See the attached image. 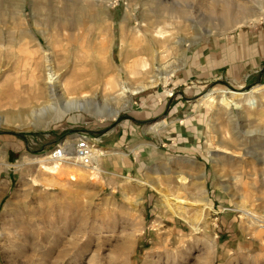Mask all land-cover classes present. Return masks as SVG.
<instances>
[{
  "label": "rangeland",
  "instance_id": "1",
  "mask_svg": "<svg viewBox=\"0 0 264 264\" xmlns=\"http://www.w3.org/2000/svg\"><path fill=\"white\" fill-rule=\"evenodd\" d=\"M242 5L264 12V0H0V135L30 141L32 151L25 150L33 160L0 199V264H264V57L239 79L227 65L209 76L200 68L203 46L218 35L242 30L264 45V18L245 25L227 18V8L233 13ZM158 28L171 32L164 46L151 42ZM25 38L33 40L31 49L40 42V54L65 75L62 84L82 78L84 89L70 96L83 90L123 103L118 89L144 82L137 75L144 63L153 74L165 64L169 79L128 92L129 106L113 119L85 108L37 122L30 105L11 94L27 92L33 81L37 55L27 53ZM150 42L157 54H143ZM132 49L137 54L126 57ZM51 66H42L44 74ZM215 89L248 99L234 105L218 94L205 97ZM194 116L202 118L198 137L184 144L179 128ZM161 120L166 124L150 129ZM78 132L99 139L105 151L113 144L132 149L135 135L157 151L137 155L134 174L107 172V154L94 163L100 174L72 159L45 170L54 162L37 158L59 142L72 149ZM181 175L188 185L180 184ZM176 196L204 199L206 208L196 206L202 210L197 229L195 206L180 215L165 200ZM217 230L234 241L231 263L213 256Z\"/></svg>",
  "mask_w": 264,
  "mask_h": 264
},
{
  "label": "bare ground",
  "instance_id": "2",
  "mask_svg": "<svg viewBox=\"0 0 264 264\" xmlns=\"http://www.w3.org/2000/svg\"><path fill=\"white\" fill-rule=\"evenodd\" d=\"M225 11H227L228 13L227 18L234 19L237 25L249 24V23L256 22L264 18L263 11L262 12H258V11L252 12L251 10H248L247 8L243 7V5L240 7L239 10L234 11L233 13H230L231 10L229 8H227ZM170 36H171V32L168 29L158 28V30L156 29L155 34L152 35L151 42L158 43V45H160L161 42H163V46H164L165 42L167 41L168 38H170ZM23 37H29V36L26 35ZM32 41L33 40H31L30 38H25L23 40L24 48L27 50V53L29 55H33V54L37 55L36 57L37 61L34 65L35 67L31 75L32 80H33L31 82V86H30L31 88L29 87L28 88L29 90H27V92L26 91L21 92L18 89H14V91L11 94H13L16 98H19V101L24 99V101L30 105V107L28 108V112H30L31 116L37 122H42V121H48V122L53 121L54 122L56 120H60L61 118H63V116L66 115V113L68 112H71L74 110L85 109V108L86 109L90 108L91 111L94 113V115L100 119H104L107 117L113 119L117 117V115L123 108L129 106L128 92L130 91L137 92L138 90L143 89L147 87L148 85H153L157 83L158 81L165 83L169 79V69L166 67L165 64L159 65L158 71L153 74L152 73L153 69L147 68L148 67L147 64L144 63V65L142 66L143 73L141 72L137 73L138 76L139 74H141V78L144 77V82L141 81L139 85H137L136 87H129L128 89L126 88V86L119 85L120 88L118 90L121 94L120 96L125 97L123 103H119V102L113 103L112 102L114 100L113 98L108 99L106 97H103V98L97 99V96H95L94 94L92 95L88 94L86 91H83V90L82 91L80 90L82 93H80L79 96H70V95H67V92L77 91L78 89H82L84 87V81L82 80V78L76 77L72 79L71 82H66L67 85L62 84L61 78L64 77L65 75L58 72L54 64L49 62L50 59L46 53L40 54V47H39L40 42L37 45V47L34 49H31L29 47V44ZM151 42L149 46L152 45ZM144 50L146 51L143 52V54H146L147 52H148L147 54H152V55L157 54L156 50L152 49V46L150 48H144L143 51ZM128 54L129 55L126 54V57L127 56L130 57L131 55H134V54L136 55L137 52H134L132 49ZM45 62H49L48 65L50 66L52 65L50 68L53 70L52 73L44 74L42 70V66L43 67L48 66L47 64H45ZM147 62H148V59H147ZM169 64H167V66H169ZM36 71H40V73L36 74L37 73ZM71 74H73V72ZM217 94L221 96L220 100L222 102L224 103L232 102L234 105H238L239 103L246 101L248 99V97L244 93L228 91L226 89L212 90L209 93H207L205 97L214 98L216 97ZM156 124H159V123H156ZM156 124H154L150 129H155ZM162 124H164V122ZM88 141L92 149L91 157H92L93 162L95 163V159L98 161L99 157L106 152H103L100 148H97L96 146H94L91 140L88 139ZM73 150H74V147H72L70 151L73 152ZM47 159H49L48 156H47ZM37 160L43 161L44 159L38 158ZM60 164H62V162L61 163L54 162V164L52 165H42V167L49 172H55L57 171V168L59 167ZM91 170L95 171L96 174H100V168L98 166L91 168ZM178 181L180 182L182 186L188 185V182H189L188 177L185 175L179 176ZM165 200L169 204L170 208L174 210L173 212L180 214V215L188 214L190 208L193 206L195 207L197 206L200 208L207 207L206 204L202 203L204 199L202 201L201 199H199L195 201V203H191L177 196L174 198H167V199L165 198ZM200 208L199 209L197 208L198 210L196 211L195 216L192 218V221L194 223V226H193L194 229H197V225L199 221L201 220L202 210ZM241 210L245 216L250 217L255 220L257 219V221L258 220L261 221L262 216H257L253 212L245 208Z\"/></svg>",
  "mask_w": 264,
  "mask_h": 264
},
{
  "label": "crops",
  "instance_id": "3",
  "mask_svg": "<svg viewBox=\"0 0 264 264\" xmlns=\"http://www.w3.org/2000/svg\"><path fill=\"white\" fill-rule=\"evenodd\" d=\"M264 37V36H263ZM253 33L240 30L237 33H230L224 35H218L213 39H209V42L203 46L205 50V55L200 57L204 58V63L201 65V71L207 72L205 75L209 76L212 70L220 68V66L228 67L227 72L229 75H232L239 79V74L247 65L251 66L256 64L260 59L264 57V45H260V38L253 39ZM260 43V44H259ZM259 44V45H258ZM257 58H259L257 60ZM139 91V90H138ZM135 93V92H134ZM194 122L186 124L184 127H180L179 131L182 133L184 144L188 141H194L198 137L199 129L198 125L202 122L201 119H197L196 116L193 117ZM167 120V117L166 119ZM165 120L158 121L156 123L155 129L157 131L162 125L166 124ZM164 122V124L162 123ZM152 124L150 128L154 125ZM176 130V127L174 128ZM76 136V133H73V138ZM92 140V143L97 148H100L98 145L99 139L97 138H88ZM129 146H132V149L119 148L124 150V152L119 151L118 146L112 145L114 150H101L106 152L107 159H110L109 164L105 163L103 165L104 169L107 172H126V173H138L137 169L140 167V162L137 158L141 152L147 151V154L152 155L156 153V146H153L151 143H147L144 138L137 137L136 135L129 139ZM38 141V140H37ZM39 142V141H38ZM121 140L117 144H119ZM36 143L37 142H32ZM6 144V146H5ZM69 143L64 145L66 146V152L70 154L71 146H68ZM31 142L25 141L22 142L18 139L12 140L11 138H2L0 135V199L4 198L9 190L12 189L13 185L16 183L18 177H15V174L18 172L19 168L25 164L32 163L31 158ZM41 145V144H40ZM43 145V144H42ZM116 145V144H115ZM68 146V147H67ZM29 152H27L26 150ZM44 150V149H41ZM111 152V153H110ZM102 154V155H104ZM101 155V156H102ZM141 157V155H140ZM39 159H47V157H38ZM37 158V159H38ZM100 158V157H99ZM99 160V159H98ZM41 162L40 160H37ZM97 160L95 159V163ZM219 233V234H218ZM223 231L217 230L214 233V236L211 239V244L213 245V256L215 260L219 258H224L228 260L227 262L231 263V249H229L232 244V238H222ZM215 262V261H214Z\"/></svg>",
  "mask_w": 264,
  "mask_h": 264
},
{
  "label": "built area",
  "instance_id": "4",
  "mask_svg": "<svg viewBox=\"0 0 264 264\" xmlns=\"http://www.w3.org/2000/svg\"><path fill=\"white\" fill-rule=\"evenodd\" d=\"M75 141L73 143L74 150L71 154H67L65 149L66 146L63 142H59L54 145V147L49 151L47 156L53 162H65L68 159H72L74 162L80 164L81 166L87 168H94V162L92 160V149L89 145V141L87 136L83 135L82 133L78 132L75 136Z\"/></svg>",
  "mask_w": 264,
  "mask_h": 264
}]
</instances>
